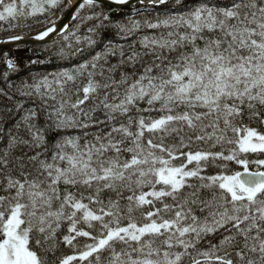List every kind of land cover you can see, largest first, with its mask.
<instances>
[{"label":"snow or ice","instance_id":"6c2138e0","mask_svg":"<svg viewBox=\"0 0 264 264\" xmlns=\"http://www.w3.org/2000/svg\"><path fill=\"white\" fill-rule=\"evenodd\" d=\"M29 20L82 59L3 73L0 264H264V0H0Z\"/></svg>","mask_w":264,"mask_h":264},{"label":"trees","instance_id":"16d2710c","mask_svg":"<svg viewBox=\"0 0 264 264\" xmlns=\"http://www.w3.org/2000/svg\"><path fill=\"white\" fill-rule=\"evenodd\" d=\"M147 3V0H145ZM65 3H67V0H65ZM107 7V5H106ZM137 7H139V5H137ZM60 10L57 9L54 14L50 17H48L47 19H51L54 15H56ZM123 13L132 14V9L131 7H124L122 9ZM123 16L121 13H113V19H122ZM139 18V17H136ZM41 19L43 20L44 18L41 17ZM29 24H31V28L28 27H21V28H16L15 30H11V31H0V39L2 38H6L8 36H11L13 34H24L27 33L28 30L33 29L43 23L40 24H36L34 22H32L31 20L28 21ZM72 21H70L71 25ZM0 26L2 27H7V24L4 22H0ZM145 33L150 34L151 30H145ZM110 35V34H109ZM54 41H60L59 43H53ZM61 43H63V41H61L60 36L58 38H56L55 40L43 44V45H30V46H21V47H17V48H9V49H0V53L3 52H8L10 58L14 59L17 62L18 65V71L17 72H11V70H9L6 66V63L4 62V60L2 58H0V87H7L6 82L3 79V73L4 72H9V79L11 81H15L18 82L21 80V78L23 77H27L29 75V73H36V72H43V71H52L55 70V66L56 64H60L63 67H70L71 64L73 63H78L80 62V60L82 59L81 57H75L73 58L71 61L69 62H65V61H57L54 58L50 59V55L51 52L57 51L59 49V47L61 46ZM46 47L49 48V52H45L43 51ZM83 58H87V54H85V57ZM43 60L44 63L43 64H37V65H31L29 64V60ZM14 91V90H13ZM19 98V97H17ZM3 106V102H0V107ZM62 232H66V226L64 229H62ZM81 243L85 242L84 238H79ZM61 253L63 254H72L73 253V249L68 248L64 245H61L60 250L57 252V255H61Z\"/></svg>","mask_w":264,"mask_h":264},{"label":"water","instance_id":"95a60500","mask_svg":"<svg viewBox=\"0 0 264 264\" xmlns=\"http://www.w3.org/2000/svg\"><path fill=\"white\" fill-rule=\"evenodd\" d=\"M146 3V1H145ZM113 7H115V5H113ZM71 18L70 16L66 13L65 17L63 19V21H61L60 24L57 25V27H61L62 24H70ZM43 29V28H42ZM37 30L30 32L31 34H25L24 38L22 41H13V42H9V43H0V49H9V48H17V47H21V46H30V45H43L46 43H49L53 40H55L56 38L59 37V35L57 34H51L49 37H46L44 41H37L34 39L35 33ZM0 41H4V40H0Z\"/></svg>","mask_w":264,"mask_h":264},{"label":"rangeland","instance_id":"374dc122","mask_svg":"<svg viewBox=\"0 0 264 264\" xmlns=\"http://www.w3.org/2000/svg\"><path fill=\"white\" fill-rule=\"evenodd\" d=\"M57 14H59V16L61 15V13H60V11L57 13ZM54 17V16H53ZM45 27V24L43 23V24H41V25H39V26H37V27H35V28H33V29H30V30H28V32L27 33H24L23 35H25V34H28V33H30V32H33V31H35V30H38V29H42V28H44ZM14 35H21V33H16V34H13V35H11V36H14ZM7 38V37H6ZM6 38H2V39H0V40H5Z\"/></svg>","mask_w":264,"mask_h":264},{"label":"bare ground","instance_id":"6f19581e","mask_svg":"<svg viewBox=\"0 0 264 264\" xmlns=\"http://www.w3.org/2000/svg\"><path fill=\"white\" fill-rule=\"evenodd\" d=\"M59 14H56L54 17H52L50 20H57L59 18Z\"/></svg>","mask_w":264,"mask_h":264}]
</instances>
